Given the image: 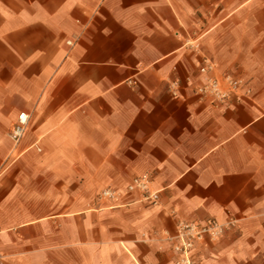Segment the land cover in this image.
Instances as JSON below:
<instances>
[{
  "label": "crops",
  "instance_id": "obj_1",
  "mask_svg": "<svg viewBox=\"0 0 264 264\" xmlns=\"http://www.w3.org/2000/svg\"><path fill=\"white\" fill-rule=\"evenodd\" d=\"M210 220L196 264H264V0H0V264H174Z\"/></svg>",
  "mask_w": 264,
  "mask_h": 264
},
{
  "label": "built area",
  "instance_id": "obj_2",
  "mask_svg": "<svg viewBox=\"0 0 264 264\" xmlns=\"http://www.w3.org/2000/svg\"><path fill=\"white\" fill-rule=\"evenodd\" d=\"M72 44V42H68ZM216 64L205 59L200 68V74L205 78L204 84L195 89V94L201 99H211L215 104L225 103L232 95H242L245 81L230 75H219L216 73ZM173 94L179 89V84H173ZM245 94H250L246 91ZM29 123V115L23 113L19 116L17 123L10 132V137L15 144L19 143L24 136ZM141 192L144 200L157 205L160 201V192L152 188V180L149 176L137 177L129 185L127 192ZM122 196L121 192L107 190L103 197L107 199H117ZM227 230V226L215 220L208 221L205 225L193 222H178L176 234L169 237L172 243V250L177 258L174 264H196L192 253L199 244L206 241L218 242Z\"/></svg>",
  "mask_w": 264,
  "mask_h": 264
}]
</instances>
